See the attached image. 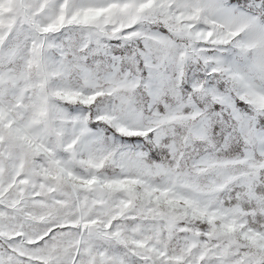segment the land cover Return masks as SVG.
<instances>
[{"label": "snow or ice", "instance_id": "6c2138e0", "mask_svg": "<svg viewBox=\"0 0 264 264\" xmlns=\"http://www.w3.org/2000/svg\"><path fill=\"white\" fill-rule=\"evenodd\" d=\"M0 264H264V0H0Z\"/></svg>", "mask_w": 264, "mask_h": 264}]
</instances>
